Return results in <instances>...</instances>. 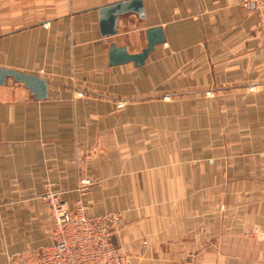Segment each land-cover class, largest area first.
<instances>
[{
  "label": "crops",
  "instance_id": "0c3cea01",
  "mask_svg": "<svg viewBox=\"0 0 264 264\" xmlns=\"http://www.w3.org/2000/svg\"><path fill=\"white\" fill-rule=\"evenodd\" d=\"M117 1L0 0V67L48 84L0 85V264L50 241L47 192L119 212L134 264H264V28L239 0H141L102 36Z\"/></svg>",
  "mask_w": 264,
  "mask_h": 264
},
{
  "label": "built area",
  "instance_id": "2783aa9c",
  "mask_svg": "<svg viewBox=\"0 0 264 264\" xmlns=\"http://www.w3.org/2000/svg\"><path fill=\"white\" fill-rule=\"evenodd\" d=\"M239 4L252 10L264 28V0H239ZM54 194L50 241L26 246L10 254L3 264H134L130 253L113 243L121 225L119 212L89 215L82 205L67 208Z\"/></svg>",
  "mask_w": 264,
  "mask_h": 264
},
{
  "label": "water",
  "instance_id": "95a60500",
  "mask_svg": "<svg viewBox=\"0 0 264 264\" xmlns=\"http://www.w3.org/2000/svg\"><path fill=\"white\" fill-rule=\"evenodd\" d=\"M99 30L102 36H112L118 32L116 28L118 17L129 12L142 14L143 4L141 0H120L100 6ZM146 44L137 53L128 52L125 46H116L111 43L108 49V61L110 65H120L132 62L135 66L141 65L156 44L163 43L165 38L161 27H150L145 30ZM7 78L22 83L34 95L35 99H44L47 96V82L36 75L27 74L14 69L0 67V85L6 83ZM264 239V234L262 236Z\"/></svg>",
  "mask_w": 264,
  "mask_h": 264
},
{
  "label": "rangeland",
  "instance_id": "374dc122",
  "mask_svg": "<svg viewBox=\"0 0 264 264\" xmlns=\"http://www.w3.org/2000/svg\"><path fill=\"white\" fill-rule=\"evenodd\" d=\"M264 154V153H263ZM261 157H262V155H261ZM81 184H83V185H85V184H87L85 181H82L81 182ZM52 195H55L54 194V192H47V194H45L44 196H43V199L45 200V202H48L46 205H47V208H46V210H47V213H48V215H49V222H48V225H49V230H51V226H52V215H51V208H50V201H52V199H55V197H52ZM56 195H57V198L59 199V200H61L60 198H59V196H58V192L56 193ZM83 206V205H82ZM85 207V206H84ZM76 208V207H75ZM86 208V207H85ZM69 209H74V208H69ZM260 232H258V234H259ZM258 236H260V235H258Z\"/></svg>",
  "mask_w": 264,
  "mask_h": 264
}]
</instances>
